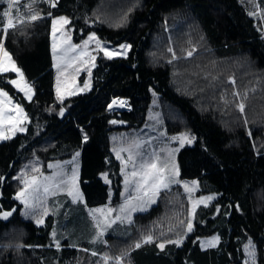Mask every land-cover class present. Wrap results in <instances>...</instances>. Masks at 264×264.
Wrapping results in <instances>:
<instances>
[{
    "label": "trees",
    "instance_id": "obj_1",
    "mask_svg": "<svg viewBox=\"0 0 264 264\" xmlns=\"http://www.w3.org/2000/svg\"><path fill=\"white\" fill-rule=\"evenodd\" d=\"M30 4L19 0L27 16L5 32L14 7L4 17L9 4L0 2V42L34 88L28 99L10 82L15 72L0 73V89L27 116L24 131L0 141V211L16 209L0 218V264H118L116 257L119 264H244L250 241L254 264H264V0ZM62 15L75 42L95 32L114 43L127 41L130 49L124 56L97 54L89 90L60 99L50 32L53 19ZM154 93L168 132L187 129L194 136L177 151L180 178L196 179V195L213 198L197 205L193 227L180 244L169 241L186 230L190 204L174 184L159 191L146 210L135 212L123 233L99 235L93 246L66 239L57 246L51 215L39 225L22 214L23 203L16 198L22 167L35 158L47 171L49 162L80 152L81 210L108 203L109 185L100 177L104 170L115 202L122 177L111 134L143 125ZM116 96L128 98L131 109L109 112L107 104ZM213 233L218 242L202 247L199 238Z\"/></svg>",
    "mask_w": 264,
    "mask_h": 264
},
{
    "label": "rangeland",
    "instance_id": "obj_2",
    "mask_svg": "<svg viewBox=\"0 0 264 264\" xmlns=\"http://www.w3.org/2000/svg\"><path fill=\"white\" fill-rule=\"evenodd\" d=\"M0 2L5 5L9 4L8 0H0ZM17 12L21 14L20 19L27 16L24 11H20V7L17 4L13 8L12 21L17 20ZM61 17L66 18L68 21V18L64 15L53 19L56 23L54 25L52 22L51 25L50 45L54 72V90L57 97L63 99L70 95L89 90L96 56L99 53L104 54L102 48L120 53L111 57L124 56L128 53L130 47L125 52L120 48V45L130 46V44L127 41L114 43L108 39H102L95 32H90L81 41L75 42L72 38L71 26L69 23H63L60 19ZM166 34L168 40L173 39L171 34L168 32ZM93 35L96 39L91 40L85 46L84 41L89 40V37ZM177 37H179L178 33L174 39H177ZM97 41H99L101 47L97 46ZM0 47L3 49L2 42H0ZM3 52L8 53L7 50L3 49V51H0V56H3ZM8 55L10 56L9 53ZM11 60L13 61L12 58ZM15 74L12 80L19 81L21 85L27 84L30 86L32 97L34 88L27 83L23 74L22 80L17 73ZM17 88L21 90V88ZM2 91L6 93L4 90ZM22 92L28 98L25 92ZM6 94V96H0V133H3L6 137H11L21 131L20 129H23L22 131L25 130L27 116L21 105L14 98L10 97L8 93ZM154 95L155 97L148 107L147 118L143 125L125 129L121 132L113 131L111 134V139L115 142L113 152L120 161V174L122 177L120 196L115 202L112 201L114 189L110 184L107 171L104 170L100 172V177L109 185L108 203L93 207H86L84 205V210H81L83 198L77 175L80 164L77 161L78 158L75 157L76 155L68 160L49 162L46 166L47 171L41 170V163L35 161V158L29 159L22 167L24 178L21 189L18 192L23 190L30 202L36 204L34 209L29 210L31 212L29 216L24 215L26 209L23 204L22 214L25 217L33 219L35 222L37 219L42 218V224H45L47 216L51 215L52 227L50 234L51 240L54 243H59L66 239L73 244L93 246V242L97 240L99 235L111 232L123 233V231L128 230L130 223L127 215L130 205L126 203L130 197L132 198L131 205H134L136 201H144L143 204L148 200L154 202L159 191L174 184H179L184 189L188 195L190 204V219L186 230L175 241L179 240L178 244H180L186 234L191 231L194 221V211L197 205L208 203L214 194L209 193L198 196L195 193L198 188V181L196 179L180 178L176 160L177 151L183 145L191 144L194 136L187 129L176 133L168 132L164 123L161 105L155 93ZM2 140L4 139H0V141ZM188 140H191V143H188ZM130 156L132 157L131 160L129 159ZM153 163L156 165V169L160 170L161 174L165 177V183L168 186L162 189L159 188L158 192H155L150 186L148 190L151 193L149 197H146L142 193L143 190L137 191V184L141 181L139 173L142 170H150L143 166ZM38 169L40 170L38 171ZM134 171L138 173L136 176L132 175ZM33 177L36 178L35 183H33ZM45 177L49 179L45 180ZM45 187L48 188L47 192L44 191ZM70 192L73 195H70ZM77 192L79 193L78 196L76 195ZM136 195L138 199L134 198ZM122 206L125 209L124 211H121ZM45 210H47V215H44ZM117 216H120V219H117ZM86 217L91 220V223L87 221ZM126 223L128 224L125 225ZM189 224H191V228H189ZM199 239L202 247L205 248L215 245L218 242L219 236L217 233H213L202 236ZM246 245H249V242ZM246 245L244 247L246 253L244 264H254L255 255L254 257L249 255L250 252L254 253V249L246 248Z\"/></svg>",
    "mask_w": 264,
    "mask_h": 264
},
{
    "label": "snow or ice",
    "instance_id": "obj_3",
    "mask_svg": "<svg viewBox=\"0 0 264 264\" xmlns=\"http://www.w3.org/2000/svg\"><path fill=\"white\" fill-rule=\"evenodd\" d=\"M8 3H9V10H6L4 13H3V16L4 17H10L11 15V12L10 10L19 3V0H8ZM35 3V0H32V4L29 5V8L32 7V5ZM55 3H56V0H52V6L54 7L55 6ZM251 14V13H250ZM20 13L17 12V20L14 22L12 21L11 19L8 20V22L5 24L4 26V31L6 32L9 28H12V27H15V24L18 22V23H23V20L20 19ZM32 20H35L38 18L37 15H31L30 17ZM63 23H68V21L66 20V18L64 17H61L60 18ZM4 23V21L2 19H0V24ZM56 21H53V24L55 25ZM54 31H55V28H54ZM96 39L95 36H90L89 37V40H86L84 41V44L85 46L91 41V40H94ZM97 46L98 47H101L100 44H99V41H97ZM55 47V45H54ZM128 45H120V48L123 50V51H127L128 49ZM102 50L104 51V55L107 56V57H111L113 55H116V54H120V53H115V52H112V51H109L107 50L106 48H102ZM0 51H3L2 47H0ZM188 55H191V52L188 53ZM9 71H12V72H15L17 73L20 77H21V80H22V73L20 72V69L16 67L15 63L11 60V57L8 55L7 52H3V56H0V73H7ZM13 85H16L17 87L21 88L22 91L25 92V95L28 96L29 99H31V92H32V89L30 86H28L27 84H23L21 85V83L17 80H12L10 81ZM7 94L4 93L2 90H0V96H6ZM234 95H238V94H234ZM117 103V101H113V104H110L109 105V108L111 109L113 107V105H115ZM121 105L124 103L123 101H120L119 102ZM238 108L241 112L244 111V108H245V105L243 103H240L238 105ZM113 123H115L113 121ZM21 131L23 129H20ZM8 137L4 136L3 133H0V139H7ZM175 139V138H173ZM184 139H186V137H184ZM85 140H87V136H85ZM188 143H191V140H188L187 141ZM79 155V154H77ZM75 159V158H74ZM129 159L131 160L132 157L130 156ZM147 169H150V170H147V171H141L139 173L140 177H141V181L137 184V191H140V190H143L144 191V195H148V188L151 186L152 189L155 190V192H158L159 188L161 187H167V183H165V177L161 174L160 170H157L156 169V165L153 163L151 165H146V166H143ZM75 171V170H74ZM138 173L137 172H133L132 175L133 176H136ZM45 180L49 179L48 177H45L44 178ZM35 180L36 178L33 177V183H35ZM44 191L47 192L48 191V188L45 187L44 188ZM70 195H73V193H69ZM76 195L78 196L79 193L77 192ZM17 199H21L23 204H24V207L26 209V211L24 212V215L25 216H29L31 214V212L29 210L31 209H34L36 207V204L33 203V202H30L28 196L25 195L24 191L22 190L21 192H18L17 193V196H16ZM131 197L129 198V200L126 202L128 205H130V208L127 212V215H128V218L130 219L131 218V212L132 211H135L136 208L134 205H131ZM209 199H211V197H209ZM124 207L122 206L121 208V211H124ZM16 209H12L11 211H0V218H4V219H7L8 217H10L13 212H15ZM44 215H47V210L44 211ZM117 219H120V216H117L116 217ZM36 223L37 224H42L43 223V219H37L36 220ZM189 228H191V224H189ZM54 235V233H53ZM152 239V237H145V241H150ZM180 241L177 240V241H169V243H179ZM57 246H59L58 242H57ZM136 247H140V244L137 243L135 245ZM159 247L163 248L164 245L163 244H160ZM246 248H254V245L251 244V241L249 242V245H246ZM250 256H253L254 257V253H249ZM105 259H108L107 257H105ZM119 264V261L121 260V257H116L115 258Z\"/></svg>",
    "mask_w": 264,
    "mask_h": 264
},
{
    "label": "crops",
    "instance_id": "obj_4",
    "mask_svg": "<svg viewBox=\"0 0 264 264\" xmlns=\"http://www.w3.org/2000/svg\"><path fill=\"white\" fill-rule=\"evenodd\" d=\"M77 154H79V155H77ZM76 155V156H75ZM76 157V158H78L77 159V161L79 162V164H80V152H76L71 158H73V157ZM79 170H80V165H79ZM77 175H78V177H79V171L77 172ZM79 181V180H78ZM162 188H164V187H161L160 189H162ZM148 191V195H145L146 197H149V195H150V193H151V191L150 190H147ZM142 193L144 194V191H142ZM82 195V194H81ZM82 198H83V196H82ZM135 199L137 198L138 199V197H137V195L134 197ZM155 199V198H154ZM153 199V200H154ZM143 202L144 201H142V202H140V201H136L135 203H134V206H135V208H136V210L135 211H132V213H131V217H132V215L135 213V212H141V211H144V210H146L153 202H151V201H146V203L145 204H143ZM130 220H131V218H130ZM128 223H126L125 225H127Z\"/></svg>",
    "mask_w": 264,
    "mask_h": 264
},
{
    "label": "built area",
    "instance_id": "obj_5",
    "mask_svg": "<svg viewBox=\"0 0 264 264\" xmlns=\"http://www.w3.org/2000/svg\"><path fill=\"white\" fill-rule=\"evenodd\" d=\"M113 101H117V103L115 105H113V107L110 109L109 105L113 104ZM123 101L124 103L121 105L119 102ZM130 110L131 109V104L128 100V98L126 97H121V96H116V97H112L110 102L107 104V110L109 112H112L113 110Z\"/></svg>",
    "mask_w": 264,
    "mask_h": 264
}]
</instances>
